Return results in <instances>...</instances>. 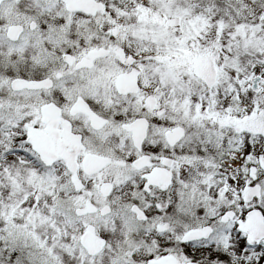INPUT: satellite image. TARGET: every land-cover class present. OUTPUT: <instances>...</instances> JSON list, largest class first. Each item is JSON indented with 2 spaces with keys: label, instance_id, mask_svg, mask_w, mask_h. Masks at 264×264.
<instances>
[{
  "label": "snow or ice",
  "instance_id": "6c2138e0",
  "mask_svg": "<svg viewBox=\"0 0 264 264\" xmlns=\"http://www.w3.org/2000/svg\"><path fill=\"white\" fill-rule=\"evenodd\" d=\"M0 264H264V0H0Z\"/></svg>",
  "mask_w": 264,
  "mask_h": 264
}]
</instances>
